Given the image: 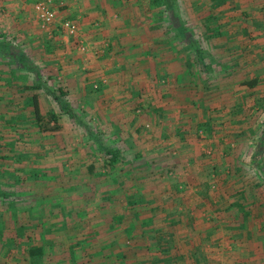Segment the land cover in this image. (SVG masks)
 Segmentation results:
<instances>
[{"label": "rangeland", "instance_id": "obj_1", "mask_svg": "<svg viewBox=\"0 0 264 264\" xmlns=\"http://www.w3.org/2000/svg\"><path fill=\"white\" fill-rule=\"evenodd\" d=\"M39 1L0 0V145L13 148L0 160V264H145L161 246L170 264H264V1L172 0L189 34L154 58L145 53L150 39L164 43L162 29L149 26L167 21L148 0L116 11L109 0H51L77 41L40 24ZM249 79L251 90L240 85ZM31 95L59 131L39 132ZM95 139L122 159L105 168ZM231 192L242 208H226Z\"/></svg>", "mask_w": 264, "mask_h": 264}, {"label": "trees", "instance_id": "obj_2", "mask_svg": "<svg viewBox=\"0 0 264 264\" xmlns=\"http://www.w3.org/2000/svg\"><path fill=\"white\" fill-rule=\"evenodd\" d=\"M215 1H217V0H215ZM233 1L236 2L237 0H218L217 4H226L228 6H231ZM262 1H264V0H262ZM260 3H261V0H244L243 6L247 7V8L255 9L254 6L257 5V4H260ZM147 5H148L147 9L151 13H153V11L158 10V12H156V14H158L160 16H157L156 18H159V19L163 18L162 20H166L167 21V22L163 23V25H162L161 22L158 21V19H157L156 23L152 24V26H149V32L150 33L155 32L154 29H156V28H153V27L157 26L159 29H162L159 35L162 36L160 38V40L162 42H164V43L163 44H160V43L158 44V43L155 42V40L150 39V44H151L152 49L148 50L145 53V55L147 57L150 56V55L152 56L153 50L154 51H159L164 45L170 44L172 41H177V43L185 42V39H186L187 35L189 34L188 33L189 28L183 27L179 23V19L177 17V14H171L170 13V12H172V9H171V7L173 5L172 4V0H148V4ZM235 8L236 7H234V9ZM247 8H245V10H238V11H235V12L242 19H246V18L251 16V14H249V11L246 10ZM223 12H224V9H223ZM64 19H68V18H64ZM69 20H71V19H69ZM216 27L219 29V26H216ZM218 29H217V31L220 33V31ZM58 33H60V32L58 31ZM112 44H113V42H112ZM187 46H188L187 49H189V50L191 49V50L195 51L192 48V45L189 46V44H188ZM170 48H171V46H170ZM196 53H199L198 49H197ZM152 57L154 58V56H152ZM257 83L258 82H257L256 79H249V80H241L240 85H243L247 89L251 90L257 85ZM28 90H29V86H27L26 83H24L23 86H22V91L21 92L23 94H26V92ZM30 97H31L30 98L31 101L29 103V107L32 109V114H33V117L35 118V120H36V122L38 124L39 132L40 133H48V132H57V131H59L61 129L60 124H59V120H58L59 117L55 113L51 112V113L47 114V118L45 119V117L43 116V114L41 112L38 96L31 95ZM53 97H54V99L56 101L59 102V104H62V107L64 108V112L67 113L69 107H68L67 103H65L63 101L64 94L62 93V91L61 90H54L53 91ZM20 103H22V102H20ZM3 105L6 107V109H10L11 110L12 109L11 106L13 105V103L10 102V100H8V101L4 102ZM25 106H26L25 102H23V107H25ZM201 126H202V128H205V130H208L209 131L208 133L212 132V129H211L209 124L201 125ZM204 126H206V127H204ZM2 139H3L2 138V134H0V141ZM95 142H96V145L93 143L94 147L102 154V156L105 157V159H107L104 162V164H103L105 168L106 167L110 168V167L114 166L115 163L119 162L122 159V155L123 154H122L121 148H119V147L115 148V147H112V146L111 147H104L96 139H95ZM6 146H9V145H6ZM12 150H13V148L9 149V148H5L4 145H0V160H3L4 159L3 157L5 155L10 154ZM10 156H12V153L10 154ZM1 166H2V164H1ZM93 169H94V164H90L89 165V171L92 172ZM236 173H238L237 170H236V172H234V174H236ZM232 174L231 175H227L226 178H232L233 177ZM229 182H230V180H227V179H224V181H223L224 184H227ZM5 185L6 184L1 183L0 189H4ZM250 192L252 194L251 190H250ZM3 195H5V194L0 192V197H3ZM234 195H235V192H231L229 194L228 198L234 197V200L232 202L228 203V205L226 207L227 209H229V208L230 209L231 208H233V209L234 208H236V209L242 208L240 206V203H239V201H241V198L239 197V199H237L238 197L235 198ZM119 216H120V214L116 213L112 218L114 220H117L116 218H118ZM133 217H134V214H133ZM133 231H135V230H132V232ZM128 237L131 239L132 237H135V236L132 233H128ZM137 238L143 239V240L146 239V236H144V231L141 232L139 235H137ZM146 241H147V239H146ZM118 243H119V241H118ZM146 245H148V244H146ZM146 245L145 246H141V247L138 246V247H136V249L137 248H139V249L141 248L144 251L148 250L149 248H147ZM145 248H147V249H145ZM139 249H137V250H139ZM160 249L161 250H159L158 254H155V256L149 257L146 254L145 255L143 254V256L140 257L139 259L140 260H144L145 259V264H148L147 260H149V263H150V261L152 260L151 258H153V257H156L155 260H159V261L162 260L163 262L161 264L173 263V259H172L171 256H168L167 258H165V255H163L166 252L164 249H167V248L164 247V246L163 247L161 246ZM26 251H27L28 256L30 258H37V259H39V258L41 259L42 258L43 259V257H45V248L43 246H29L28 248L26 247ZM140 260H136V261H140Z\"/></svg>", "mask_w": 264, "mask_h": 264}, {"label": "built area", "instance_id": "obj_3", "mask_svg": "<svg viewBox=\"0 0 264 264\" xmlns=\"http://www.w3.org/2000/svg\"><path fill=\"white\" fill-rule=\"evenodd\" d=\"M37 20L42 26H57L63 37L72 38L77 41L78 26L75 21L69 19L58 20L57 11L52 7L51 0L39 1L34 6ZM80 50H85L80 46Z\"/></svg>", "mask_w": 264, "mask_h": 264}, {"label": "crops", "instance_id": "obj_4", "mask_svg": "<svg viewBox=\"0 0 264 264\" xmlns=\"http://www.w3.org/2000/svg\"><path fill=\"white\" fill-rule=\"evenodd\" d=\"M129 0H109L108 1V7H113V9L115 8V10L114 11H116V10H119L120 8H124V7H126V2H128ZM112 9V10H113ZM90 14V15H89ZM88 15H87V17L85 16V17H83L84 19H83V21H88V19H90V20H92L91 19V15L92 16H95V14L94 13H89ZM86 15V14H85ZM88 17H90V18H88ZM125 21L128 23L129 22V25H130V21L128 20V19H125ZM87 24H90L91 25V21L89 22V23H87ZM96 26V25H95ZM102 28V27H101ZM103 29V28H102ZM90 31V30H89ZM60 35V34H59ZM98 36H99V39H98V36L97 37H95L94 38V36H91L90 37V39L88 40V43L90 42V44H92V43H95V42H98L100 39H101V37H102V32H100V29H99V33L97 34ZM62 36V35H61ZM88 36H90V35H88ZM84 39V38H83ZM93 39H97V40H93ZM91 40H93V41H91ZM85 41V40H84ZM86 42V41H85ZM85 44H87V42L85 43ZM87 53V52H86ZM88 54V53H87ZM87 54H85L84 56H86ZM190 264H192V263H190Z\"/></svg>", "mask_w": 264, "mask_h": 264}]
</instances>
